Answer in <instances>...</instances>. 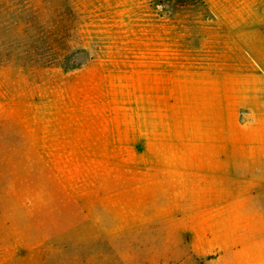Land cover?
Listing matches in <instances>:
<instances>
[{"label":"rangeland","instance_id":"1","mask_svg":"<svg viewBox=\"0 0 264 264\" xmlns=\"http://www.w3.org/2000/svg\"><path fill=\"white\" fill-rule=\"evenodd\" d=\"M224 3L0 0V264H158V194L181 217L250 121Z\"/></svg>","mask_w":264,"mask_h":264},{"label":"crops","instance_id":"2","mask_svg":"<svg viewBox=\"0 0 264 264\" xmlns=\"http://www.w3.org/2000/svg\"><path fill=\"white\" fill-rule=\"evenodd\" d=\"M224 5L236 10L225 17L234 45L220 62V97L250 121L220 142L217 173L204 174L181 217L173 194H158V264H264V0Z\"/></svg>","mask_w":264,"mask_h":264},{"label":"trees","instance_id":"3","mask_svg":"<svg viewBox=\"0 0 264 264\" xmlns=\"http://www.w3.org/2000/svg\"><path fill=\"white\" fill-rule=\"evenodd\" d=\"M35 53V54H34ZM37 52H29V53H27V54H25L21 59L22 60H34V59H37V58H40L41 59V57L40 56H38V54H36ZM36 61H38V60H36Z\"/></svg>","mask_w":264,"mask_h":264}]
</instances>
